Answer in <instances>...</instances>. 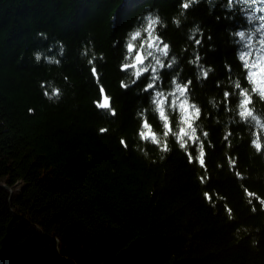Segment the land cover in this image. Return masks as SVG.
Masks as SVG:
<instances>
[{"label": "trees", "instance_id": "obj_1", "mask_svg": "<svg viewBox=\"0 0 264 264\" xmlns=\"http://www.w3.org/2000/svg\"><path fill=\"white\" fill-rule=\"evenodd\" d=\"M178 2L0 0V264H264V210L256 203L253 213L227 169L216 171L219 146L209 152L213 179L206 186L179 151L158 153L149 146L145 159L132 148L138 143L132 117L147 96L121 91V49L111 43L145 8L158 7L170 16ZM190 15L212 33L213 41L205 39L201 52L222 75L224 59L235 64L224 30L234 25L217 23L203 3ZM40 32L48 41L37 36ZM183 33L171 25L163 33L177 53ZM87 38L107 56L97 67L113 96L115 118L93 106L98 88L77 58ZM57 39L68 47L63 67L49 71L35 65L32 52ZM209 43L217 50L208 51ZM57 73L68 76L72 86L52 105L38 82ZM216 78L196 87L205 110V92L212 93ZM205 125L218 140L219 127ZM102 127L109 132L99 134ZM121 136L128 139L127 151ZM237 143L234 151L248 170L244 183L264 195V155L256 156L246 138ZM213 188L228 197L233 220L221 204L213 209L204 202L202 193Z\"/></svg>", "mask_w": 264, "mask_h": 264}, {"label": "clouds", "instance_id": "obj_2", "mask_svg": "<svg viewBox=\"0 0 264 264\" xmlns=\"http://www.w3.org/2000/svg\"><path fill=\"white\" fill-rule=\"evenodd\" d=\"M201 3L217 23L224 20L228 25H234L226 26L224 30L227 44L233 49L235 64L224 59L222 75L214 64L205 62L206 53L201 52L205 39L213 41L212 33L206 30L201 20L190 15ZM174 7L170 16L163 14L158 7L145 8L124 35L111 43L112 48L121 49L117 65L123 74L118 81L121 91L132 90L137 96H147V103L139 102L132 117L138 122L134 133L138 143L132 148L145 159L150 156L149 146L158 153L179 151L189 165L196 166L199 170L196 178L201 186H206L213 179L208 163L209 152H216L219 146L216 171L227 169L253 213L256 203L264 210V195L244 183L249 178L248 170L246 167L242 169L239 152L234 151L239 146L234 141L246 138L248 147L256 156L264 155V0H179ZM170 25L176 30L184 29L185 43L178 53L163 35ZM37 36L48 41L46 33L40 32ZM207 47L210 52L217 50L213 43ZM67 50L64 41L57 39L47 43L45 48L34 50L32 59L35 65L43 64L51 71L53 67H63ZM77 58L83 61L97 85L99 96L92 102L94 108L115 118L118 111L113 96L101 82L103 73L97 67V61L107 63V56L103 51H97L93 39L87 38L86 42L81 41ZM213 75L218 78L213 82L212 93L205 92L208 106L205 110L195 97L196 87L203 89ZM38 84L44 100L52 105L59 104L66 89L72 86L69 77L63 73L50 75ZM28 111L34 114L35 110L30 108ZM150 117H154L155 122ZM205 121L219 127L218 140H213ZM98 131L104 135L109 128L102 127ZM119 143L123 150L129 149L126 137L121 136ZM164 158L162 156L161 160ZM151 162L156 163V160ZM202 195L210 207L215 209L221 204L228 219L235 218L228 197L218 189L204 191ZM256 243L253 241V245Z\"/></svg>", "mask_w": 264, "mask_h": 264}]
</instances>
